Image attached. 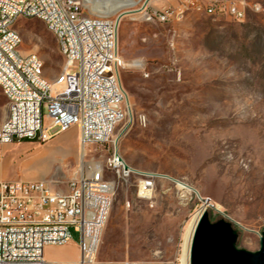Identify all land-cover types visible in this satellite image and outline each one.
Instances as JSON below:
<instances>
[{"label": "rangeland", "instance_id": "rangeland-1", "mask_svg": "<svg viewBox=\"0 0 264 264\" xmlns=\"http://www.w3.org/2000/svg\"><path fill=\"white\" fill-rule=\"evenodd\" d=\"M258 1L260 9L243 22L191 9L179 20L161 24L129 14L147 0H85L92 15L127 13L119 25L118 51L130 115L114 140L129 165L161 175L151 200L139 197L138 176L119 185L94 264H183V237L192 213L202 205L199 195L218 205L219 210L208 209L212 222L224 219L237 230L238 248L260 249L264 0ZM150 5L154 10L176 2ZM15 29L23 38L22 55L37 54L45 77L56 80L66 59L55 35L36 18H21ZM6 114L7 99L0 90V122ZM109 154L92 147L81 158L79 130L71 128L46 143L25 140L4 146L0 162L8 180H49L67 191L81 163L83 169L92 159L104 163ZM71 234L72 241H80L73 228ZM75 256L69 250L53 252L58 260Z\"/></svg>", "mask_w": 264, "mask_h": 264}, {"label": "built area", "instance_id": "built-area-1", "mask_svg": "<svg viewBox=\"0 0 264 264\" xmlns=\"http://www.w3.org/2000/svg\"><path fill=\"white\" fill-rule=\"evenodd\" d=\"M174 1L176 6L154 10L146 3L143 19L165 24L192 8H204L212 18L243 22L261 7L258 0ZM123 15L89 14L85 0H0V90L7 99L0 157L4 146L46 143L71 128L79 130L84 158L92 147L110 152L104 163L88 161L67 191L49 180H0V264H47L46 248L69 244L72 228L80 234L81 264H94L119 185L138 176L139 197L154 196L161 175L124 164L114 140L130 115L118 53ZM16 17L39 19L55 35L66 66L53 82L37 54L20 52L23 38L15 29Z\"/></svg>", "mask_w": 264, "mask_h": 264}, {"label": "water", "instance_id": "water-1", "mask_svg": "<svg viewBox=\"0 0 264 264\" xmlns=\"http://www.w3.org/2000/svg\"><path fill=\"white\" fill-rule=\"evenodd\" d=\"M238 236L230 222L222 219L214 223L206 211L194 236L191 264H264V232L256 252L238 248Z\"/></svg>", "mask_w": 264, "mask_h": 264}, {"label": "bare ground", "instance_id": "bare-ground-1", "mask_svg": "<svg viewBox=\"0 0 264 264\" xmlns=\"http://www.w3.org/2000/svg\"><path fill=\"white\" fill-rule=\"evenodd\" d=\"M142 9L143 8L135 9V10L129 12V14H132L133 19H135V20L139 19V18H143L142 11H141ZM192 9L195 12L197 11V12H203L204 13V8H192ZM124 14H127V13H124ZM224 17H226V16L215 15V18H224ZM21 18H23V17H16L15 24ZM25 19H27V18H25ZM47 28L51 32V30L49 29V26H47ZM118 53H119V51H118ZM127 106H128V96H127ZM128 108H129V106H128ZM115 142L118 143V139H115ZM81 157H83V152H82V156ZM118 158H123L120 155L119 152H118ZM123 162H124V164L129 165L125 161L124 158H123ZM82 167L83 166H82V163H81V167L78 170H76V171L77 172L81 171ZM181 186L184 187L183 185H181ZM187 189L189 190V192L196 193L198 195V193L196 192L195 189L190 188V187H187ZM199 199L201 200L202 205L200 207H198L197 210H195L192 213L190 219L188 220V223H187V226H186V229H185V233H184V237H183V264H191V250H192L194 236H195L198 224H199L201 218L203 217L204 213L206 211H208V209H210V208L219 210V208L217 207L218 205H216L212 200L206 201L207 198H205L203 196H200V195H199Z\"/></svg>", "mask_w": 264, "mask_h": 264}, {"label": "crops", "instance_id": "crops-1", "mask_svg": "<svg viewBox=\"0 0 264 264\" xmlns=\"http://www.w3.org/2000/svg\"><path fill=\"white\" fill-rule=\"evenodd\" d=\"M148 5H150L151 2L158 1V0H147ZM132 16V15H131ZM3 148V147H2ZM82 158V157H81ZM3 162V161H2ZM2 162H0L1 170H0V179L8 180L9 174L4 171V168L2 166ZM74 251L76 253L75 258L66 259V260H58L55 257H53L54 251ZM81 256L82 251L80 249L79 241H71L69 244L63 246V247H56V246H49L45 250V258L47 261V264H81Z\"/></svg>", "mask_w": 264, "mask_h": 264}]
</instances>
